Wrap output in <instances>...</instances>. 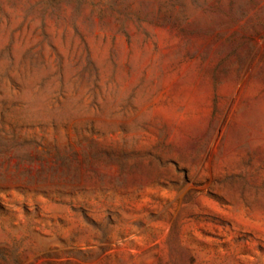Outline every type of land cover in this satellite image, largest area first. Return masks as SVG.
I'll return each mask as SVG.
<instances>
[{
  "label": "rangeland",
  "instance_id": "1",
  "mask_svg": "<svg viewBox=\"0 0 264 264\" xmlns=\"http://www.w3.org/2000/svg\"><path fill=\"white\" fill-rule=\"evenodd\" d=\"M0 264H264V0H0Z\"/></svg>",
  "mask_w": 264,
  "mask_h": 264
}]
</instances>
